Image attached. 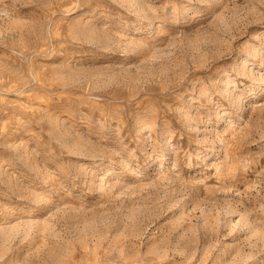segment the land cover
Returning <instances> with one entry per match:
<instances>
[{
    "label": "rangeland",
    "instance_id": "rangeland-1",
    "mask_svg": "<svg viewBox=\"0 0 264 264\" xmlns=\"http://www.w3.org/2000/svg\"><path fill=\"white\" fill-rule=\"evenodd\" d=\"M0 264H264V0H0Z\"/></svg>",
    "mask_w": 264,
    "mask_h": 264
}]
</instances>
